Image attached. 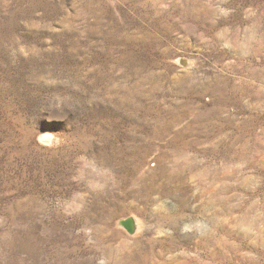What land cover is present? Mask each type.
Listing matches in <instances>:
<instances>
[{"label": "rangeland", "instance_id": "rangeland-1", "mask_svg": "<svg viewBox=\"0 0 264 264\" xmlns=\"http://www.w3.org/2000/svg\"><path fill=\"white\" fill-rule=\"evenodd\" d=\"M0 264H264V0H0Z\"/></svg>", "mask_w": 264, "mask_h": 264}, {"label": "water", "instance_id": "water-1", "mask_svg": "<svg viewBox=\"0 0 264 264\" xmlns=\"http://www.w3.org/2000/svg\"><path fill=\"white\" fill-rule=\"evenodd\" d=\"M120 225L130 234L135 235L138 231V223L135 217H127L120 220Z\"/></svg>", "mask_w": 264, "mask_h": 264}, {"label": "clouds", "instance_id": "clouds-1", "mask_svg": "<svg viewBox=\"0 0 264 264\" xmlns=\"http://www.w3.org/2000/svg\"><path fill=\"white\" fill-rule=\"evenodd\" d=\"M51 139V137H46V140ZM80 160L82 161V165L85 169L95 170V165L87 156H81ZM196 227H201V225H197Z\"/></svg>", "mask_w": 264, "mask_h": 264}, {"label": "bare ground", "instance_id": "bare-ground-1", "mask_svg": "<svg viewBox=\"0 0 264 264\" xmlns=\"http://www.w3.org/2000/svg\"><path fill=\"white\" fill-rule=\"evenodd\" d=\"M46 137H51V139L46 140ZM52 139H53V135L50 134V133H44V134H42V136L40 137V140H41L42 142H45V143H49V142H51ZM135 219H136V221H137V223H138V229H139V228L141 227V221H140L138 218H136V217H135Z\"/></svg>", "mask_w": 264, "mask_h": 264}]
</instances>
